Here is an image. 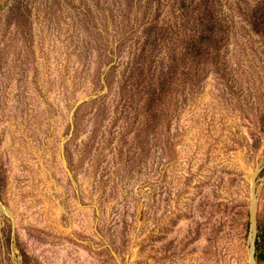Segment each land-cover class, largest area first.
Instances as JSON below:
<instances>
[{
  "label": "rangeland",
  "instance_id": "374dc122",
  "mask_svg": "<svg viewBox=\"0 0 264 264\" xmlns=\"http://www.w3.org/2000/svg\"><path fill=\"white\" fill-rule=\"evenodd\" d=\"M264 0H0V264H264Z\"/></svg>",
  "mask_w": 264,
  "mask_h": 264
},
{
  "label": "trees",
  "instance_id": "16d2710c",
  "mask_svg": "<svg viewBox=\"0 0 264 264\" xmlns=\"http://www.w3.org/2000/svg\"><path fill=\"white\" fill-rule=\"evenodd\" d=\"M259 256H264V254H262V253H259Z\"/></svg>",
  "mask_w": 264,
  "mask_h": 264
}]
</instances>
